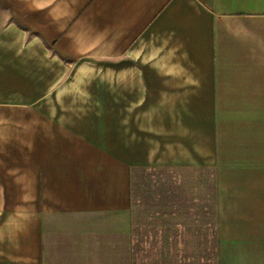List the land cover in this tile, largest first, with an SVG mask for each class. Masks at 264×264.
I'll use <instances>...</instances> for the list:
<instances>
[{
	"label": "crops",
	"instance_id": "1",
	"mask_svg": "<svg viewBox=\"0 0 264 264\" xmlns=\"http://www.w3.org/2000/svg\"><path fill=\"white\" fill-rule=\"evenodd\" d=\"M204 168L264 264V0H0V264H140L137 176Z\"/></svg>",
	"mask_w": 264,
	"mask_h": 264
},
{
	"label": "rangeland",
	"instance_id": "2",
	"mask_svg": "<svg viewBox=\"0 0 264 264\" xmlns=\"http://www.w3.org/2000/svg\"><path fill=\"white\" fill-rule=\"evenodd\" d=\"M137 177L133 226L134 250L142 256L140 264H147L149 253L166 255L171 264H179L176 254L186 257L181 264H217V236L211 228L212 169L189 170L184 175L152 169L141 171ZM170 220L181 221L186 227L161 230Z\"/></svg>",
	"mask_w": 264,
	"mask_h": 264
}]
</instances>
